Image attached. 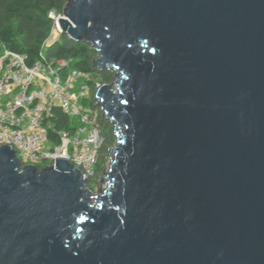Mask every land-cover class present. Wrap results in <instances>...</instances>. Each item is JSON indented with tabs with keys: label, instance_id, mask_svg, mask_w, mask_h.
I'll use <instances>...</instances> for the list:
<instances>
[{
	"label": "water",
	"instance_id": "95a60500",
	"mask_svg": "<svg viewBox=\"0 0 264 264\" xmlns=\"http://www.w3.org/2000/svg\"><path fill=\"white\" fill-rule=\"evenodd\" d=\"M57 23L114 72L116 142L96 193L0 146V264H264V0H65Z\"/></svg>",
	"mask_w": 264,
	"mask_h": 264
},
{
	"label": "built area",
	"instance_id": "2783aa9c",
	"mask_svg": "<svg viewBox=\"0 0 264 264\" xmlns=\"http://www.w3.org/2000/svg\"><path fill=\"white\" fill-rule=\"evenodd\" d=\"M49 15L59 36L57 20L62 13ZM52 35L44 43L40 58L31 64L20 53L0 52V146H11L21 166L43 167L66 158L89 180L95 173L103 139L98 110L88 101L101 83L73 68L71 59L46 58L44 48L56 40H50ZM53 107L76 122L71 132H58V143L48 139V117Z\"/></svg>",
	"mask_w": 264,
	"mask_h": 264
},
{
	"label": "trees",
	"instance_id": "16d2710c",
	"mask_svg": "<svg viewBox=\"0 0 264 264\" xmlns=\"http://www.w3.org/2000/svg\"><path fill=\"white\" fill-rule=\"evenodd\" d=\"M64 5L65 0H0V52L7 49L20 53L26 57L27 64L39 59V53L54 26V20L49 14H61ZM44 54L46 58L71 59L73 68L89 73L93 81L101 84H110L114 80L112 70H99L93 65L97 53L85 41H73L61 33L44 48ZM90 107L98 110L97 122L103 139L95 173L87 183L94 190L99 185V177L107 168L109 148L115 145L116 136L113 125L102 116L93 96ZM48 123V139L58 143V132H71L76 122L63 114L58 107H53Z\"/></svg>",
	"mask_w": 264,
	"mask_h": 264
},
{
	"label": "rangeland",
	"instance_id": "374dc122",
	"mask_svg": "<svg viewBox=\"0 0 264 264\" xmlns=\"http://www.w3.org/2000/svg\"><path fill=\"white\" fill-rule=\"evenodd\" d=\"M51 33H52L53 35H52V37H51L50 40H52V39H57V38L59 37L58 34L56 33V30H55V29H52ZM56 36H57V37H56ZM90 101H91V99L88 101V104L90 103ZM89 105H90V104H89ZM113 146H114V145H113ZM109 162H110V156H109L108 161H107V167H108ZM105 170H107V168H106ZM100 178H101V177H99V179H100ZM98 184H99V183H98ZM105 184H106V183L103 182V185H102L103 188H104ZM98 189H99V185H97L96 188L93 190L94 193H96V192L98 191Z\"/></svg>",
	"mask_w": 264,
	"mask_h": 264
},
{
	"label": "bare ground",
	"instance_id": "6f19581e",
	"mask_svg": "<svg viewBox=\"0 0 264 264\" xmlns=\"http://www.w3.org/2000/svg\"><path fill=\"white\" fill-rule=\"evenodd\" d=\"M57 37V36H56Z\"/></svg>",
	"mask_w": 264,
	"mask_h": 264
}]
</instances>
